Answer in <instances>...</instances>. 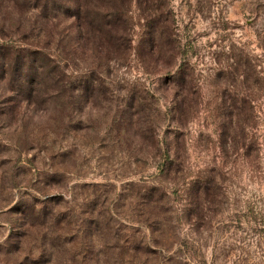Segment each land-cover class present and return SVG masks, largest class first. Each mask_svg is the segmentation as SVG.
I'll return each instance as SVG.
<instances>
[{
  "label": "rangeland",
  "instance_id": "374dc122",
  "mask_svg": "<svg viewBox=\"0 0 264 264\" xmlns=\"http://www.w3.org/2000/svg\"><path fill=\"white\" fill-rule=\"evenodd\" d=\"M20 4L0 0V264H264V0H125L120 60L82 49L63 95L28 100Z\"/></svg>",
  "mask_w": 264,
  "mask_h": 264
},
{
  "label": "trees",
  "instance_id": "16d2710c",
  "mask_svg": "<svg viewBox=\"0 0 264 264\" xmlns=\"http://www.w3.org/2000/svg\"><path fill=\"white\" fill-rule=\"evenodd\" d=\"M124 4L125 0H21L22 45L15 61L25 99L31 90L42 98L63 95L70 56L82 49H95V59L101 57L106 64L120 60L129 30ZM4 56L8 62V51ZM250 77L247 72L245 78Z\"/></svg>",
  "mask_w": 264,
  "mask_h": 264
}]
</instances>
